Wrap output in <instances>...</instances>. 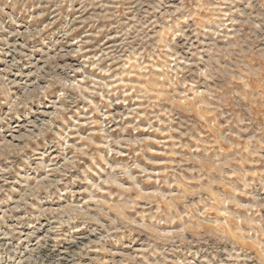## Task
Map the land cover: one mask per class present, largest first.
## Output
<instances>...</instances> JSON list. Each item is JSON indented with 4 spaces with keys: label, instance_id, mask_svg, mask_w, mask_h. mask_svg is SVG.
I'll return each mask as SVG.
<instances>
[{
    "label": "rangeland",
    "instance_id": "374dc122",
    "mask_svg": "<svg viewBox=\"0 0 264 264\" xmlns=\"http://www.w3.org/2000/svg\"><path fill=\"white\" fill-rule=\"evenodd\" d=\"M0 264H264V0H0Z\"/></svg>",
    "mask_w": 264,
    "mask_h": 264
}]
</instances>
